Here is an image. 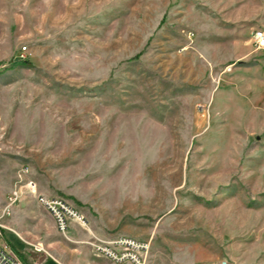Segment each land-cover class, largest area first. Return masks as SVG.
<instances>
[{
    "label": "rangeland",
    "instance_id": "1",
    "mask_svg": "<svg viewBox=\"0 0 264 264\" xmlns=\"http://www.w3.org/2000/svg\"><path fill=\"white\" fill-rule=\"evenodd\" d=\"M264 0H0L1 240L21 264H264ZM84 220L65 232L35 196Z\"/></svg>",
    "mask_w": 264,
    "mask_h": 264
},
{
    "label": "built area",
    "instance_id": "2",
    "mask_svg": "<svg viewBox=\"0 0 264 264\" xmlns=\"http://www.w3.org/2000/svg\"><path fill=\"white\" fill-rule=\"evenodd\" d=\"M252 38L256 48L264 50V31H254ZM27 189L30 194L35 196L38 204L53 217L58 231L65 232L70 220H77L80 223H84L83 218L68 207L61 199L38 195L35 185L32 183L28 184ZM17 197L18 193L16 191L9 193L3 206L0 208V264H21L11 247L1 240L4 230L1 221L9 215L10 209ZM95 249L98 254L113 262L128 261L132 264H144L147 246L132 238H118L108 243L97 245Z\"/></svg>",
    "mask_w": 264,
    "mask_h": 264
}]
</instances>
